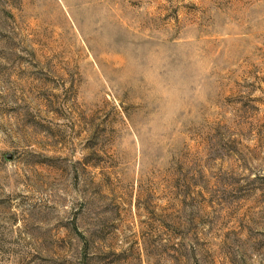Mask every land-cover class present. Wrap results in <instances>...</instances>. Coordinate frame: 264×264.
<instances>
[{"label":"rangeland","instance_id":"obj_1","mask_svg":"<svg viewBox=\"0 0 264 264\" xmlns=\"http://www.w3.org/2000/svg\"><path fill=\"white\" fill-rule=\"evenodd\" d=\"M0 264H264V0H0Z\"/></svg>","mask_w":264,"mask_h":264}]
</instances>
